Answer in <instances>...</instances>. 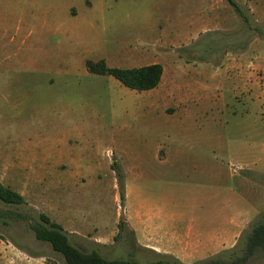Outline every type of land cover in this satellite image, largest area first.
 <instances>
[{
	"label": "rangeland",
	"instance_id": "rangeland-1",
	"mask_svg": "<svg viewBox=\"0 0 264 264\" xmlns=\"http://www.w3.org/2000/svg\"><path fill=\"white\" fill-rule=\"evenodd\" d=\"M218 1L215 7L220 20L218 16L212 20L206 34L187 35L188 20L173 18L156 19L152 28L139 25L128 33L85 36L83 43L67 44L52 34L44 43L34 40L19 45L11 31L0 33V184L24 198L20 205L0 201V212L25 217L15 221L0 217V264H63L62 256L48 243L37 241L30 229L40 222V215L72 232L68 234L70 243L85 253L96 251L106 259L139 263L196 264L233 248L248 225L264 214V174L241 169L237 162L250 156L264 162V104L245 105L240 96L235 100L232 94L236 83L264 88V35L250 31L226 0ZM234 1L251 26L264 29V0ZM176 58L183 65L179 81L183 94L197 90L198 80H205L213 90L208 99L205 97L204 108L194 105L199 112L176 116L183 131L170 128L168 132L171 124L167 118H159L149 109L153 101L150 95L86 69L89 61L103 60L109 68L127 69L160 60L169 84L174 77L171 63ZM236 58L240 67L235 68L232 63ZM203 65L213 71L220 68L231 79L224 82L210 71L196 72ZM198 133L201 145L205 139V154L226 172L228 193L239 185L231 173L240 174L259 184L262 209L252 212L254 218L240 234L220 249L212 248L205 258L155 255L137 243L125 213L138 209L144 201L153 204L158 199L157 204L171 214L177 200L188 199L193 186L172 170L171 158L180 154L178 149L195 153ZM125 134L131 137V150L141 140L143 165L130 161L124 149ZM157 137L166 147L159 154L167 151L169 155L163 168L155 159L153 139ZM179 139L184 141L179 148L172 147ZM62 147L85 160L80 163L85 177L70 178L64 173L65 164L60 165L64 169L60 173L52 169L57 164L45 163L50 152ZM106 150L111 160L116 156L121 159L118 162L123 172V163L141 167L140 180H128L123 173L124 200L115 173L103 162L105 157H100L99 172L89 173L91 166L99 164L89 161L93 153L101 156ZM195 213L202 216L204 211ZM158 242L164 247L159 246L161 252L166 251L168 239L159 237Z\"/></svg>",
	"mask_w": 264,
	"mask_h": 264
},
{
	"label": "crops",
	"instance_id": "crops-1",
	"mask_svg": "<svg viewBox=\"0 0 264 264\" xmlns=\"http://www.w3.org/2000/svg\"><path fill=\"white\" fill-rule=\"evenodd\" d=\"M242 1L248 2L249 0ZM217 3H219L218 0H0V33L2 35L4 32L11 31L15 36L14 41H17L19 45L30 44L34 40L37 43H44L45 38L52 34L67 44L83 43L85 36L116 32L128 33L130 28H137L139 25L152 28L156 19L173 18L187 19L190 30L185 33L199 35L210 31L212 20L217 16L220 20L221 14L217 15L215 7ZM223 9L226 10V4ZM155 48L158 49L157 45ZM236 62L239 63L238 58L232 65L235 68L240 67ZM156 63L163 67L162 61L155 60L152 64ZM171 64L174 68V77L169 84L166 81L165 69H163L159 85L152 90L142 92L150 95L153 100L149 109L154 110L159 118H167L171 124L168 132H171L170 128L183 131L184 128L180 127L176 116L199 112V108L194 109L193 107L203 106L204 108L205 97L208 99L213 91L210 87L208 88L205 80H198L195 85L199 90L193 92L185 90L183 94L179 82L182 79L180 69L183 65L178 58ZM142 66L146 65L138 64V67ZM201 69L196 72L210 71L213 77L223 78L224 82L231 79L227 78L228 73L220 68L218 71L217 69L213 71L209 66L203 65ZM231 70L235 69L231 68ZM232 92L235 100L240 96L245 105L264 104V88L257 87V84L255 86V84L247 83L246 86H240L236 83ZM225 106L223 102L222 108ZM199 138L198 133L197 139L194 140L197 145L194 147L195 153L186 154L183 149H178L180 154L171 158L172 170L178 176L188 179V184L193 186V190L190 191L192 197L177 200L176 211L171 214L165 213V207L157 204L158 199H155L153 204L144 201L139 204L138 209L133 212L129 209L128 215L125 213L126 223L136 237L137 243L146 250L154 251L155 255L173 253L177 258H205L212 248L220 249L224 243L240 234L254 218L251 217L252 212H259L262 209L258 197L259 184H254L240 174L231 173V177L237 179L236 182L239 185L238 189L228 193L226 172L212 161L210 154H205V139L203 137L201 145ZM159 140L158 137L153 139L155 159L163 168L164 164L169 161V155L166 149L165 155L159 154L162 148H166L163 141ZM130 141L131 137L128 138L125 134L124 146L126 148L124 149L128 150L131 156L130 161L143 165L141 140H138L139 144L133 150H131ZM183 142V139H179L171 145L172 147L177 145L179 148ZM111 153L116 155L113 151ZM93 154L94 158L91 156L89 161L99 164L91 166L89 173L99 172L102 161L100 157H105L103 162L106 161L108 169L111 170L112 160L107 150L103 153L104 156H98L97 152ZM116 157L118 161H121L118 156ZM238 159L237 162L241 163V169L264 174V162L257 156ZM84 161L74 157L71 152L62 147L50 152L45 163L57 164L52 169L60 173L64 170L60 165L65 164L66 176L82 178L85 174L80 163ZM212 162L215 165L211 166ZM122 165L126 179H141L143 173L139 172L141 171L140 166L137 168L124 163ZM187 211L191 212L189 216L185 214ZM196 211H204V213L199 216L196 215ZM212 213H214L213 217ZM64 230L67 234H72ZM159 237H162V240L168 239L167 249L169 250L161 252L159 246L162 249L164 247L162 244L159 245Z\"/></svg>",
	"mask_w": 264,
	"mask_h": 264
},
{
	"label": "trees",
	"instance_id": "trees-1",
	"mask_svg": "<svg viewBox=\"0 0 264 264\" xmlns=\"http://www.w3.org/2000/svg\"><path fill=\"white\" fill-rule=\"evenodd\" d=\"M237 16L253 31L261 36L264 29L250 25L248 16L234 0H226ZM206 34V33H205ZM86 69L94 75H108L119 84L137 92L149 91L156 88L162 78L163 68L160 64H150L136 68H109L103 60L86 63ZM111 170L119 183L120 198L124 200V176L117 158L112 159ZM0 201L9 205H20L24 198L0 184ZM0 217L9 221L24 220L25 217L13 212H0ZM40 222L30 225L37 241L48 243L51 249L60 254L63 264H165L162 261L139 263L132 259H106L96 251L85 253L73 246L66 231L52 222L47 216L40 215ZM121 229V224L119 225ZM196 264H264V214L252 221L243 232L239 242L231 249L224 250L218 255L200 261Z\"/></svg>",
	"mask_w": 264,
	"mask_h": 264
}]
</instances>
